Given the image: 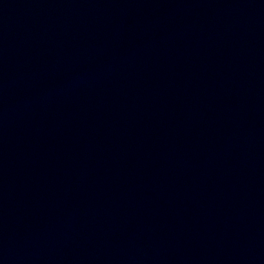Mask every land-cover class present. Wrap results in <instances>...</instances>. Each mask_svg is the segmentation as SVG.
Masks as SVG:
<instances>
[{
    "label": "water",
    "instance_id": "1",
    "mask_svg": "<svg viewBox=\"0 0 264 264\" xmlns=\"http://www.w3.org/2000/svg\"><path fill=\"white\" fill-rule=\"evenodd\" d=\"M0 264H264V0L3 8Z\"/></svg>",
    "mask_w": 264,
    "mask_h": 264
}]
</instances>
